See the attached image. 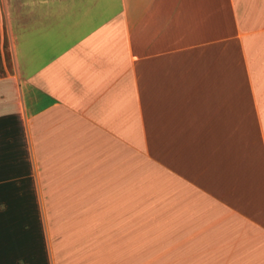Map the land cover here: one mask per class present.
<instances>
[{
    "label": "crops",
    "instance_id": "0c3cea01",
    "mask_svg": "<svg viewBox=\"0 0 264 264\" xmlns=\"http://www.w3.org/2000/svg\"><path fill=\"white\" fill-rule=\"evenodd\" d=\"M0 264H264V0H6Z\"/></svg>",
    "mask_w": 264,
    "mask_h": 264
},
{
    "label": "rangeland",
    "instance_id": "374dc122",
    "mask_svg": "<svg viewBox=\"0 0 264 264\" xmlns=\"http://www.w3.org/2000/svg\"><path fill=\"white\" fill-rule=\"evenodd\" d=\"M6 0H0V74L12 69V40L5 14Z\"/></svg>",
    "mask_w": 264,
    "mask_h": 264
}]
</instances>
